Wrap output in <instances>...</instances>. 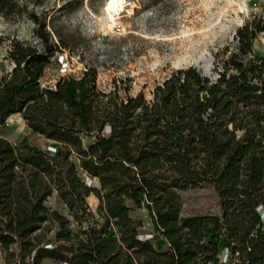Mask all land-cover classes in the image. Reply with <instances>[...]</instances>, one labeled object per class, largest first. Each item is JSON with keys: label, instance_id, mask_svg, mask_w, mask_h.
<instances>
[{"label": "trees", "instance_id": "obj_1", "mask_svg": "<svg viewBox=\"0 0 264 264\" xmlns=\"http://www.w3.org/2000/svg\"><path fill=\"white\" fill-rule=\"evenodd\" d=\"M13 5L0 0V11ZM35 21L41 49L9 42L5 58L13 65L0 76V124L18 112L58 146L43 150L0 135V259L264 264V55L254 48L263 19L254 15L237 28L230 54L228 46L216 52L215 76L193 64L172 69L150 99L125 86L121 96L123 78L101 88L90 65L43 85L51 57L68 46ZM207 183L220 213L180 215L181 191ZM54 191L66 212L46 204ZM143 200L154 212L159 246L138 237L142 222L129 213ZM47 221L56 226L50 239Z\"/></svg>", "mask_w": 264, "mask_h": 264}, {"label": "rangeland", "instance_id": "obj_2", "mask_svg": "<svg viewBox=\"0 0 264 264\" xmlns=\"http://www.w3.org/2000/svg\"><path fill=\"white\" fill-rule=\"evenodd\" d=\"M13 1L10 10L0 11V76L13 65L5 58L11 39L27 40L42 48L35 31L37 18L44 20L53 42L59 34L68 46L51 57L41 76L43 85L53 84L58 74H74L90 65L97 70L101 88L106 86V90L113 79L123 78L121 96L125 95V86L126 93L135 95L141 91L147 99L152 97L154 84L172 69L193 64L215 76L214 56L226 46L227 55L235 49L237 28L254 15L264 23V0ZM255 40V54L262 57L264 31ZM0 135L13 142L25 139L43 150L58 146L53 139L29 128L18 112L0 124ZM86 201L94 210L98 199L90 193ZM45 202L66 212L55 191ZM180 204L182 216L221 211L218 193L208 183L182 190ZM129 213L142 222L140 233L151 234L154 244L159 246L162 240L150 205L143 200L140 207L133 206ZM45 226V239H50L56 226L50 221ZM0 264H5L4 259H0ZM38 264L64 262L47 256Z\"/></svg>", "mask_w": 264, "mask_h": 264}, {"label": "built area", "instance_id": "obj_3", "mask_svg": "<svg viewBox=\"0 0 264 264\" xmlns=\"http://www.w3.org/2000/svg\"><path fill=\"white\" fill-rule=\"evenodd\" d=\"M65 63H67V62H65ZM48 149L52 151L54 149V147L53 146H49ZM84 179H85V182L88 185L93 184V182L95 181V179L94 178L92 179L89 175H85ZM259 209H262V207L260 206ZM138 237H140L141 239H143V238H152V235L149 234V233H139ZM226 259H227V251H225V253L223 255V262H225ZM63 262H64V264H67V261L64 260Z\"/></svg>", "mask_w": 264, "mask_h": 264}, {"label": "crops", "instance_id": "obj_4", "mask_svg": "<svg viewBox=\"0 0 264 264\" xmlns=\"http://www.w3.org/2000/svg\"><path fill=\"white\" fill-rule=\"evenodd\" d=\"M13 114V113H12Z\"/></svg>", "mask_w": 264, "mask_h": 264}]
</instances>
